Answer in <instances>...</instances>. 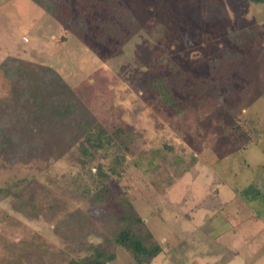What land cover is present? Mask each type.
I'll return each mask as SVG.
<instances>
[{"label":"rangeland","instance_id":"374dc122","mask_svg":"<svg viewBox=\"0 0 264 264\" xmlns=\"http://www.w3.org/2000/svg\"><path fill=\"white\" fill-rule=\"evenodd\" d=\"M61 2L55 18L33 0H0V63L15 62L29 77L50 66L76 94L47 101L32 79L17 89L0 68V99L19 96L32 133L55 128L66 149L50 140L43 160L0 155V264H37L28 248L37 241L66 248L70 231L111 242L119 194L142 218L134 230L151 232L161 247L149 264H264V2ZM80 14L86 41L61 22L75 26ZM246 27L256 35L233 42L230 32ZM224 50L239 59L222 63ZM206 87L221 97L201 93ZM99 132L120 150L88 159ZM114 157L124 162L118 172ZM99 168L115 200L93 201L79 184ZM114 248L107 264H137Z\"/></svg>","mask_w":264,"mask_h":264},{"label":"trees","instance_id":"16d2710c","mask_svg":"<svg viewBox=\"0 0 264 264\" xmlns=\"http://www.w3.org/2000/svg\"><path fill=\"white\" fill-rule=\"evenodd\" d=\"M46 12L60 18V8L62 6L61 0H33ZM111 1V0H110ZM113 1V0H112ZM113 4L116 8H119L121 3L117 0ZM254 3H262L264 0H250ZM112 4V2H111ZM119 6V7H118ZM116 11V10H115ZM81 14L75 19V26L69 24V19L62 21L71 26V31L77 35V37L86 41V36H89L86 28L88 23L81 18ZM131 20H133L130 15ZM62 19V18H61ZM97 26H99L97 24ZM256 29L254 27H246L238 31L230 32L229 37L237 44H242L245 40H250L256 35ZM99 34L96 35L98 38ZM96 49V48H94ZM240 55L237 52L231 53L227 50L221 54V61L223 60L234 64L238 60ZM0 68L3 71L6 78L12 80L16 84L17 89H26L29 79L38 88L36 91L40 93L41 98H46L47 101H54L57 96H61L63 99L76 98L74 88L71 87L60 74L50 66L37 65L30 69V77L28 70L18 65L15 62L3 60L0 63ZM213 72H221V67L213 64ZM180 76L179 74H177ZM195 85H192L194 87ZM193 89V88H191ZM201 93L212 94L220 98V94L216 87H206ZM87 123L86 129L93 131V118L92 115L86 113ZM32 120L31 113L21 102V98L17 95H13L8 99H0V155H9L15 159L23 161H39L46 159L49 155L50 147L49 141L53 140L57 146H62L63 152L66 149L63 147V140L59 130L55 128H45L39 131L37 135H34L29 128V123ZM92 150H87L84 155L91 159L96 152L99 151H113L118 153L120 146L107 135L99 132L93 137ZM84 164H87V159L83 158ZM113 169L118 172L122 168L123 160L114 157L111 160ZM104 171L99 168L95 177L89 182L79 181V184L86 189V192L93 196V201H100L109 197L114 198L111 189L108 186L109 176L103 174ZM73 183L76 187L82 188L74 180ZM259 190H256V194H259ZM264 193V192H263ZM264 197V194H262ZM116 201L122 207V211L118 216L120 225L113 232V238L111 242L106 239L90 240L88 238H80L76 235L75 231H70L63 240L66 243V248L51 247L44 241L35 242L28 248V255L30 263L37 264H107L115 259L116 253L114 245L122 246L133 258L137 264H149L152 259L158 255L161 251L160 245L156 242L151 232L140 234L134 230L133 221L141 222L142 218L136 212V209L126 197L125 194H119L115 196ZM114 198V200H115ZM101 237V236H100ZM12 260H3V264H9Z\"/></svg>","mask_w":264,"mask_h":264},{"label":"crops","instance_id":"0c3cea01","mask_svg":"<svg viewBox=\"0 0 264 264\" xmlns=\"http://www.w3.org/2000/svg\"><path fill=\"white\" fill-rule=\"evenodd\" d=\"M39 7V6H38ZM42 9V8H41ZM43 10V9H42ZM49 15V14H48ZM52 19V21H54L53 20V18H51ZM64 31L65 30H63V28L61 29V31H59V35H61V34H63L64 33ZM57 33H54L53 31L50 33V36L49 37H55V35H56Z\"/></svg>","mask_w":264,"mask_h":264}]
</instances>
